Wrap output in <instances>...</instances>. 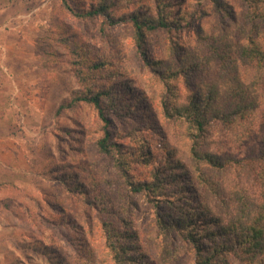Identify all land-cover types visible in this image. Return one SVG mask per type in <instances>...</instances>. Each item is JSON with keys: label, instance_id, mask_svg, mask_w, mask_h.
<instances>
[{"label": "trees", "instance_id": "obj_1", "mask_svg": "<svg viewBox=\"0 0 264 264\" xmlns=\"http://www.w3.org/2000/svg\"><path fill=\"white\" fill-rule=\"evenodd\" d=\"M60 1L76 19L102 18L108 27L130 24L147 68L157 73L162 87L157 101H150L125 79L115 81L124 75L103 53L82 46L74 67L82 88L56 109L58 115L85 103L102 123L93 145L113 161L119 196L124 197L119 208L98 187L114 179L93 177L84 184L66 171L59 180L74 184L69 191L92 197L87 202L96 211L111 264L155 263L126 215L124 200L130 194L146 195L156 203L160 246L179 239L192 254L191 264H264V0H239L245 8L239 19L227 9L228 3L207 0L221 20L227 15L235 26L202 36L199 51L178 43L172 47L174 52L182 50L175 65L160 57L148 59L144 45L155 31L171 34L191 25L195 11L188 0ZM181 78L186 88L182 94ZM109 116L124 125L123 134L113 133ZM215 128L236 147L252 142L248 157L234 159L212 148ZM149 138H160L159 146H147ZM8 187L0 184V189ZM57 225L74 232L79 228L69 214ZM67 241L72 249L88 253L77 247L79 237L68 235ZM52 263L66 264L56 259Z\"/></svg>", "mask_w": 264, "mask_h": 264}, {"label": "rangeland", "instance_id": "obj_2", "mask_svg": "<svg viewBox=\"0 0 264 264\" xmlns=\"http://www.w3.org/2000/svg\"><path fill=\"white\" fill-rule=\"evenodd\" d=\"M222 1L237 19L239 13L243 16L241 1ZM187 5L195 11L191 25L171 34H150L144 45L148 59L160 57L175 65L176 54L182 50L174 52L172 47L178 43L199 51L202 36L235 26L227 15L221 20L207 0H188ZM82 46L103 53L113 69L124 75L115 81L125 79L150 101L160 97L157 73L147 68L130 24L108 27L102 18L76 19L60 0H0V184H9L0 189V264H53L54 259L66 264H111L96 211L87 202L92 197L81 190L69 191L74 184L59 180L66 171L84 184H90L93 177L97 181L114 179L112 184L98 187L113 200L115 209L124 199L119 196L120 180L113 161L93 145L102 127L93 107L81 103L56 114L59 104L82 88L74 71L75 53ZM184 85L181 78V94ZM109 117L113 133L123 134L124 125ZM210 137L212 148L234 159L248 157L253 147L252 142L232 145L219 128ZM159 144L160 138H156L146 145L156 148ZM124 201L128 220L138 229L154 264L193 262L191 252L177 238L160 246L155 219L161 212L150 197L130 194ZM66 214L79 225L77 232L57 225ZM68 235L79 237L77 247L87 249L89 255L72 249Z\"/></svg>", "mask_w": 264, "mask_h": 264}]
</instances>
